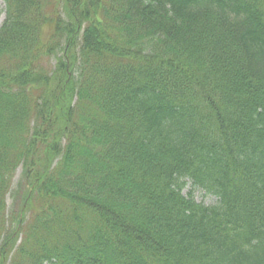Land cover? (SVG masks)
Masks as SVG:
<instances>
[{"label":"trees","instance_id":"trees-1","mask_svg":"<svg viewBox=\"0 0 264 264\" xmlns=\"http://www.w3.org/2000/svg\"><path fill=\"white\" fill-rule=\"evenodd\" d=\"M4 1L0 264H264V0Z\"/></svg>","mask_w":264,"mask_h":264},{"label":"rangeland","instance_id":"rangeland-1","mask_svg":"<svg viewBox=\"0 0 264 264\" xmlns=\"http://www.w3.org/2000/svg\"><path fill=\"white\" fill-rule=\"evenodd\" d=\"M6 17V3L4 0H0V25L2 24V22L4 21ZM78 51V49H77ZM54 62L56 61V58L52 59ZM21 175V168H19L17 170V175H16V180H18V178ZM190 182L188 184V186H186V188L184 189V192L187 193L188 190L190 189ZM194 197L196 198V200L203 202L205 204H213L217 202V197L213 194L207 193L204 189L202 188H196L194 191ZM8 202L10 203V198L8 199Z\"/></svg>","mask_w":264,"mask_h":264}]
</instances>
